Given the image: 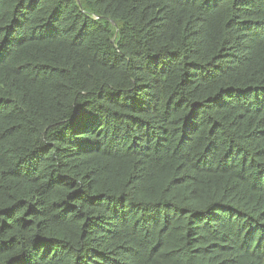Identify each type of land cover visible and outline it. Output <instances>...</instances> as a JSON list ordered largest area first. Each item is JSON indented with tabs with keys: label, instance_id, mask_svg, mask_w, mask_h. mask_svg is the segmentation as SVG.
Wrapping results in <instances>:
<instances>
[{
	"label": "trees",
	"instance_id": "trees-1",
	"mask_svg": "<svg viewBox=\"0 0 264 264\" xmlns=\"http://www.w3.org/2000/svg\"><path fill=\"white\" fill-rule=\"evenodd\" d=\"M0 264H264V0H0Z\"/></svg>",
	"mask_w": 264,
	"mask_h": 264
}]
</instances>
